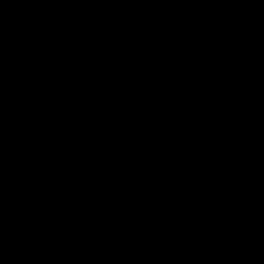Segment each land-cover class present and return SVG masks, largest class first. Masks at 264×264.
I'll list each match as a JSON object with an SVG mask.
<instances>
[{
	"label": "water",
	"instance_id": "95a60500",
	"mask_svg": "<svg viewBox=\"0 0 264 264\" xmlns=\"http://www.w3.org/2000/svg\"><path fill=\"white\" fill-rule=\"evenodd\" d=\"M196 110L199 117L191 119ZM135 135L147 136L142 150H122ZM146 146L159 152L154 160L183 146L184 154L212 164L197 167L205 166L210 186L190 184L174 193V218L187 230L178 243L162 212L167 205L156 209L154 196L140 202L138 159ZM51 147L58 155L63 150L75 170L59 167L73 175L62 198L47 193L46 204L26 180L37 175V150ZM229 155L240 164L234 176ZM105 156L120 174L100 194L96 182L90 188L85 182ZM2 169L0 203L9 198L18 205L0 206V258L10 256L24 225L52 223L40 228L42 236L64 229L58 219L67 216L68 226L83 222L82 245L97 222L112 232L95 239L91 251L119 232L129 234L110 250V264H125L129 251L144 264H264V0H0ZM71 190L78 193L75 209L65 208ZM208 190L216 198L199 203ZM41 241L31 246L24 237L28 246L19 249L16 264L43 252ZM52 259L75 264L70 257Z\"/></svg>",
	"mask_w": 264,
	"mask_h": 264
}]
</instances>
